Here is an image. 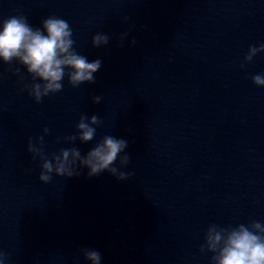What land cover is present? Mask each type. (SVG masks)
Masks as SVG:
<instances>
[{
    "label": "water",
    "instance_id": "1",
    "mask_svg": "<svg viewBox=\"0 0 264 264\" xmlns=\"http://www.w3.org/2000/svg\"><path fill=\"white\" fill-rule=\"evenodd\" d=\"M16 15L33 28L66 20L77 52L102 65L95 83L72 88L65 78L36 104L22 90L25 69L0 62L4 264H85L84 249L101 264H210L200 252L209 225L264 223V88L252 83L264 52L240 67L264 44V0H0V23ZM97 32L107 46L92 47ZM82 114L102 121L96 138L57 143ZM45 128L46 154L75 146L85 155L104 135L127 140L121 170L133 176L81 169L42 184L27 143Z\"/></svg>",
    "mask_w": 264,
    "mask_h": 264
},
{
    "label": "clouds",
    "instance_id": "2",
    "mask_svg": "<svg viewBox=\"0 0 264 264\" xmlns=\"http://www.w3.org/2000/svg\"><path fill=\"white\" fill-rule=\"evenodd\" d=\"M126 35L120 36L121 44ZM108 43V35L100 32L91 41L93 48L104 47ZM135 44L136 41L132 40L131 45ZM260 52H264V44L250 46L240 67L243 69L244 64L251 62ZM0 62L4 65L15 62L25 69L30 82L24 84L22 90L27 91L36 104H40L45 97L61 92L65 78L72 88L95 83L94 74L102 65L101 60L89 62L87 57L77 52L73 30L66 20L49 16L39 28H33L23 15L11 16L0 23ZM15 74L20 76V82L23 83L25 77L20 75L19 68ZM252 83L264 88V74L254 75ZM101 100L102 96L92 97L93 104H100ZM101 124L97 115L89 118L82 114L75 134L58 137L57 143L62 139L71 145L77 141L82 145L88 144L96 138L97 128ZM48 131L45 128L44 135L35 141L29 138L27 143V152L31 154L33 162L39 161L38 179L42 184L50 183L53 175L65 178L79 176L81 169H87L88 178L104 172L118 181H126L133 176L132 172L121 170L130 163V156L125 152L127 140L104 135L85 155L75 146L46 154L44 136ZM200 252L212 254L210 264H264V223L251 220L246 224L225 228L209 225ZM82 256L85 264H101V254L96 250L84 249ZM7 259L6 254L0 253V264H4Z\"/></svg>",
    "mask_w": 264,
    "mask_h": 264
}]
</instances>
